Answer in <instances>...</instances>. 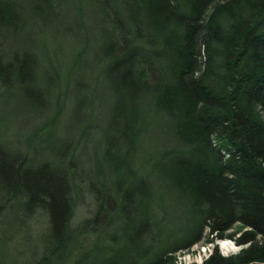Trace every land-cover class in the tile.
<instances>
[{
	"label": "trees",
	"instance_id": "1",
	"mask_svg": "<svg viewBox=\"0 0 264 264\" xmlns=\"http://www.w3.org/2000/svg\"><path fill=\"white\" fill-rule=\"evenodd\" d=\"M88 1L18 6L20 15L77 19ZM90 1L101 13L96 57L123 98L130 157L144 131L138 121L133 131L132 107L146 104L149 114L162 116L169 144L148 156L149 169L123 163L101 181L80 177L95 212L76 224L75 193L83 186L73 185L63 160L37 163L0 145V171L16 182L0 219L18 198L26 226L34 215L45 216L43 251L31 264H175L178 253L229 230H239L230 237L243 248L223 255L215 246L203 264H264V0ZM11 5L0 0V15L15 13ZM24 55L20 68L35 70L36 54ZM159 181L189 217L179 233L168 230Z\"/></svg>",
	"mask_w": 264,
	"mask_h": 264
},
{
	"label": "rangeland",
	"instance_id": "2",
	"mask_svg": "<svg viewBox=\"0 0 264 264\" xmlns=\"http://www.w3.org/2000/svg\"><path fill=\"white\" fill-rule=\"evenodd\" d=\"M14 2L16 5L11 7L15 13L0 15V145L6 154L9 151L12 155H28L37 163L63 160L73 185L83 186L82 194L75 193L73 222L76 224L95 212L93 198L80 177L88 178L89 183L101 181L103 176L113 175L123 163L133 169L146 163L145 168L149 169L153 158L148 156L169 144V136L162 127L165 121L158 114H149L146 104L127 111L131 112L133 131L137 121L144 128L132 159V154L129 155L132 143L123 137V98L117 93L115 79L96 57L102 43L96 25L101 13L96 3L89 0L82 15L75 13L77 19L65 15L46 19L45 15L36 17L27 11L20 15L18 5L29 0ZM26 52L36 54L39 62L35 70L21 69L18 65ZM21 75L24 85L18 81ZM35 75L40 76L39 84L34 83ZM59 108L62 112L52 123ZM158 122L159 128L154 124ZM152 141H155L153 150ZM126 173L124 170L122 175ZM14 183L6 171H0V207L14 192ZM158 186L160 204L168 208L167 220L171 222L168 230L179 233L189 217L178 203L170 201L160 181ZM23 202L24 199L18 198L5 205L0 219V264H31L43 251L42 229L47 219L42 214L34 215L27 227ZM234 231L229 230L214 242L206 238L178 253L175 264H203L215 246L223 255L237 253L243 247L230 237L239 232ZM224 241L231 242L235 248L226 251L222 246Z\"/></svg>",
	"mask_w": 264,
	"mask_h": 264
},
{
	"label": "bare ground",
	"instance_id": "3",
	"mask_svg": "<svg viewBox=\"0 0 264 264\" xmlns=\"http://www.w3.org/2000/svg\"><path fill=\"white\" fill-rule=\"evenodd\" d=\"M222 246H223V248L226 250V251H229V250H232V249H234L235 247V245H233L231 242H229V241H224V242H222Z\"/></svg>",
	"mask_w": 264,
	"mask_h": 264
}]
</instances>
